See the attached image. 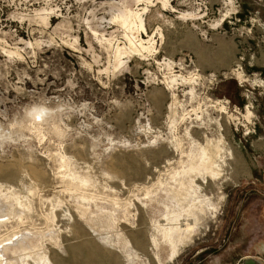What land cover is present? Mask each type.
Returning a JSON list of instances; mask_svg holds the SVG:
<instances>
[{"label": "rangeland", "instance_id": "1", "mask_svg": "<svg viewBox=\"0 0 264 264\" xmlns=\"http://www.w3.org/2000/svg\"><path fill=\"white\" fill-rule=\"evenodd\" d=\"M263 148L264 0H0V264H264Z\"/></svg>", "mask_w": 264, "mask_h": 264}, {"label": "bare ground", "instance_id": "2", "mask_svg": "<svg viewBox=\"0 0 264 264\" xmlns=\"http://www.w3.org/2000/svg\"><path fill=\"white\" fill-rule=\"evenodd\" d=\"M221 129V128H219ZM197 136L199 135L200 138L203 136V131L200 130L199 132L195 133ZM198 136V137H199ZM207 146H211V141L207 142ZM220 143V141H219ZM219 145L215 146V154L213 158L211 156H206L205 147H202L201 150V157L205 159V162L207 164L201 163V167H197L198 169H205L210 170L211 173H215V170L218 169L222 164L225 162V157L221 155V149L218 147ZM231 152V151H230ZM212 159V162H211ZM209 163V164H208ZM177 218V216L175 217ZM182 242V241H181ZM96 246V245H95ZM180 245H173L172 246V253L170 255V258L172 259L173 256L178 254ZM93 247H91L90 242L89 243H83L81 246H78L77 248H72V255L75 258H79V261H77L79 264H88L89 262H92V264H101V258L106 253V251L101 252L99 248L95 247V252L92 251Z\"/></svg>", "mask_w": 264, "mask_h": 264}, {"label": "crops", "instance_id": "3", "mask_svg": "<svg viewBox=\"0 0 264 264\" xmlns=\"http://www.w3.org/2000/svg\"><path fill=\"white\" fill-rule=\"evenodd\" d=\"M263 150H264V148H263ZM254 167H256V168H254V170L252 171L253 177L254 178L257 177L258 181H260V178L264 177V165L261 166L260 164H258V165H254ZM263 212H264V210H263ZM261 228L264 229V224H263V226H261Z\"/></svg>", "mask_w": 264, "mask_h": 264}, {"label": "water", "instance_id": "4", "mask_svg": "<svg viewBox=\"0 0 264 264\" xmlns=\"http://www.w3.org/2000/svg\"><path fill=\"white\" fill-rule=\"evenodd\" d=\"M242 264H260V263L253 258H247L243 260Z\"/></svg>", "mask_w": 264, "mask_h": 264}]
</instances>
